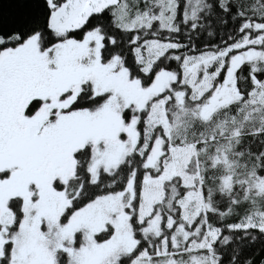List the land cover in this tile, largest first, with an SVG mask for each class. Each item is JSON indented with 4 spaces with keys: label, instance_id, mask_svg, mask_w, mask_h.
Listing matches in <instances>:
<instances>
[{
    "label": "snow or ice",
    "instance_id": "1",
    "mask_svg": "<svg viewBox=\"0 0 264 264\" xmlns=\"http://www.w3.org/2000/svg\"><path fill=\"white\" fill-rule=\"evenodd\" d=\"M0 264H264V0H0Z\"/></svg>",
    "mask_w": 264,
    "mask_h": 264
}]
</instances>
